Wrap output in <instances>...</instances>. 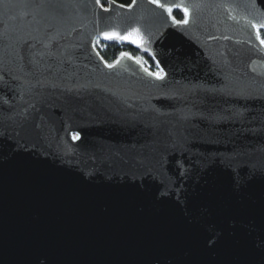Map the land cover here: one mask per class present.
<instances>
[{"label": "water", "instance_id": "obj_1", "mask_svg": "<svg viewBox=\"0 0 264 264\" xmlns=\"http://www.w3.org/2000/svg\"><path fill=\"white\" fill-rule=\"evenodd\" d=\"M158 2L0 0V264H264V0Z\"/></svg>", "mask_w": 264, "mask_h": 264}, {"label": "trees", "instance_id": "obj_2", "mask_svg": "<svg viewBox=\"0 0 264 264\" xmlns=\"http://www.w3.org/2000/svg\"><path fill=\"white\" fill-rule=\"evenodd\" d=\"M110 0H100V4L104 7L108 6ZM117 3H120L122 5H130L133 0H113ZM171 15L177 20V21H184L185 20V14L184 11L180 7H174L172 8ZM259 37L261 40H264V30L258 29ZM99 42L96 43V49L98 50L101 57L104 59V61L108 64L114 63L122 54H129L132 56L139 55L143 59V64L148 67L149 70H153L155 67H157V64L155 60L152 58V56L142 49L135 47L129 43H123L115 40H101L99 39Z\"/></svg>", "mask_w": 264, "mask_h": 264}, {"label": "snow or ice", "instance_id": "obj_3", "mask_svg": "<svg viewBox=\"0 0 264 264\" xmlns=\"http://www.w3.org/2000/svg\"><path fill=\"white\" fill-rule=\"evenodd\" d=\"M96 2L99 4L100 0H96ZM152 2H153V3H156V4H157V7H161V8L165 7V5L162 4V3H159L158 0H152ZM180 7H181V9L184 11L185 17H187V15H188L187 8L183 7V5H180ZM166 10L168 11L169 14H171V12H172L173 9H172V7H167ZM105 11H107V9H105ZM173 22H174V23H179L178 21H175V20H174ZM183 22H184V23H187V19H185ZM254 27H255V25H254ZM131 35H132V34L130 33V34H129V37H130ZM129 37H117V38H119V39H127V38H129ZM105 39H112V36L109 35V34H105ZM131 42H132V43H136L137 41H136V40H132ZM261 43L264 44V40H262ZM161 78H162V77H161ZM73 139H76V137H73ZM208 239H209V241L212 243V245L215 246V244H216L217 241L212 240L211 237H209Z\"/></svg>", "mask_w": 264, "mask_h": 264}, {"label": "rangeland", "instance_id": "obj_4", "mask_svg": "<svg viewBox=\"0 0 264 264\" xmlns=\"http://www.w3.org/2000/svg\"><path fill=\"white\" fill-rule=\"evenodd\" d=\"M98 42H99V40H98V38H96L95 41H94V46L95 47H96V43H98ZM134 57H136L140 62L143 63V59H142L141 56L136 55ZM146 68L148 69V67H146ZM150 71L153 72L155 75H158V76L163 74V70L160 67H158V66L155 67L153 70H150Z\"/></svg>", "mask_w": 264, "mask_h": 264}]
</instances>
